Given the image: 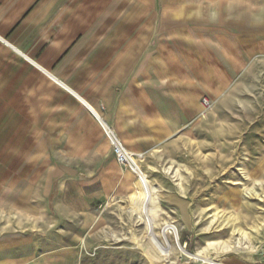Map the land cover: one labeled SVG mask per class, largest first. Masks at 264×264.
<instances>
[{"label":"crops","instance_id":"1","mask_svg":"<svg viewBox=\"0 0 264 264\" xmlns=\"http://www.w3.org/2000/svg\"><path fill=\"white\" fill-rule=\"evenodd\" d=\"M103 5L0 0V92L63 155L28 180L42 194L0 208V264H77L97 204L138 190L101 125L152 157L189 137L203 99L264 100V0H154L130 22Z\"/></svg>","mask_w":264,"mask_h":264},{"label":"rangeland","instance_id":"2","mask_svg":"<svg viewBox=\"0 0 264 264\" xmlns=\"http://www.w3.org/2000/svg\"><path fill=\"white\" fill-rule=\"evenodd\" d=\"M88 1L126 22L131 4H154ZM234 99L206 110L187 139L143 154L148 188L132 174L138 190L128 200L97 204L92 227L78 236L77 264H245L264 252V100L256 90ZM7 103L0 92V208L10 210L21 197L42 194L28 180L63 155Z\"/></svg>","mask_w":264,"mask_h":264},{"label":"built area","instance_id":"3","mask_svg":"<svg viewBox=\"0 0 264 264\" xmlns=\"http://www.w3.org/2000/svg\"><path fill=\"white\" fill-rule=\"evenodd\" d=\"M210 107H211V103L207 99H203L202 111L200 116H203L205 114V111L208 110ZM101 126L109 141L111 152L117 165L122 170L133 174L136 178L142 175L140 163L144 158L143 154L131 152L110 128H108L105 125H101Z\"/></svg>","mask_w":264,"mask_h":264},{"label":"bare ground","instance_id":"4","mask_svg":"<svg viewBox=\"0 0 264 264\" xmlns=\"http://www.w3.org/2000/svg\"><path fill=\"white\" fill-rule=\"evenodd\" d=\"M92 112H93V114L99 119L98 114L95 113L94 111H92ZM138 178L141 180V182L143 183V185H144V186L146 187V189H147L148 186H147V184L145 183V180H144V178H143V175H140ZM147 204H149V200H147L146 205H147ZM165 231H166L167 235H169L170 237H173V240H175L174 235H173V233H172L171 231H169L168 229H165ZM163 239H164V247L167 248L168 243H167L166 235H163Z\"/></svg>","mask_w":264,"mask_h":264}]
</instances>
